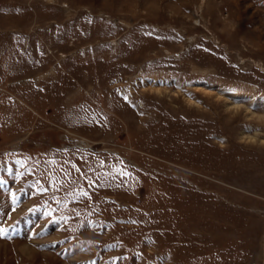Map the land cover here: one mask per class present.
<instances>
[{
  "label": "rangeland",
  "instance_id": "374dc122",
  "mask_svg": "<svg viewBox=\"0 0 264 264\" xmlns=\"http://www.w3.org/2000/svg\"><path fill=\"white\" fill-rule=\"evenodd\" d=\"M0 264H264V0H0Z\"/></svg>",
  "mask_w": 264,
  "mask_h": 264
},
{
  "label": "snow or ice",
  "instance_id": "6c2138e0",
  "mask_svg": "<svg viewBox=\"0 0 264 264\" xmlns=\"http://www.w3.org/2000/svg\"><path fill=\"white\" fill-rule=\"evenodd\" d=\"M3 231H4L3 229H0V235H2V234H3Z\"/></svg>",
  "mask_w": 264,
  "mask_h": 264
}]
</instances>
